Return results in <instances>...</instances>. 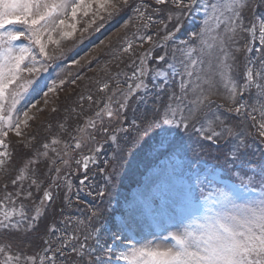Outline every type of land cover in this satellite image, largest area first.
I'll list each match as a JSON object with an SVG mask.
<instances>
[{
	"label": "snow or ice",
	"instance_id": "obj_1",
	"mask_svg": "<svg viewBox=\"0 0 264 264\" xmlns=\"http://www.w3.org/2000/svg\"><path fill=\"white\" fill-rule=\"evenodd\" d=\"M121 13L123 27L135 31L131 38L125 33L116 53V67L124 68L97 89L105 95H81V111L67 110L59 125L67 139L45 138L39 146L25 141L29 112L40 101L19 106L39 74L62 58V41L76 35L84 17L90 20L83 32L93 25L99 31L97 20ZM193 14H200V25L184 32ZM65 83L52 80L42 95ZM85 99L90 110L96 106L87 117ZM69 120L77 122L71 129ZM150 130L164 134L161 146L172 143L173 132L214 146L231 165L232 182L220 186L214 171L203 179L176 177V183L185 181L180 194L191 203L175 230L133 241L126 235L130 216L103 242L104 209L93 205L86 217L74 219L64 208L74 204L73 187L75 205L84 202L80 193L102 204L127 142ZM9 133L28 149L18 163ZM252 144L264 146V0H0V238H7L0 264H264V160L245 166ZM208 185L214 190L206 192ZM58 199L59 219H47ZM145 199L149 212L158 207L154 198ZM41 226L43 249L23 252L19 245L30 247L25 237Z\"/></svg>",
	"mask_w": 264,
	"mask_h": 264
},
{
	"label": "rangeland",
	"instance_id": "obj_2",
	"mask_svg": "<svg viewBox=\"0 0 264 264\" xmlns=\"http://www.w3.org/2000/svg\"><path fill=\"white\" fill-rule=\"evenodd\" d=\"M88 20L90 17H84L81 20L77 26L76 35L71 40L62 41L64 49L62 58L54 61L47 72L39 74L38 79L19 106L23 108L37 99L40 101L29 112V115L33 117L29 120L30 127L23 130L25 132L23 139L30 144L39 146L45 141V138L50 141L58 135L62 140L67 139L66 136L60 135L59 128L60 123L69 115L67 110L75 108L77 112L81 111L77 104L81 95L86 97L91 93L95 98L103 97L105 94L99 92L98 87L110 79V74H115L124 68V64H120L119 69L116 67L119 61L116 58L113 59V56H116L121 48L125 33L127 32L131 38L132 32L135 31L134 28L125 29L123 27L125 14L121 13L111 20H97V24H103L99 31H94L95 25H93L92 29L83 32ZM199 25L200 14H193L184 21V32L195 31ZM148 47L149 45H144V49ZM138 50L142 51L143 49ZM111 59L115 61L111 62ZM60 79L65 80L66 83L62 87H58L56 92L49 93L47 97H44L42 92L46 90L45 85H50L52 80L59 82ZM73 79L76 81L74 84L70 82ZM45 100L48 101L47 104L44 103ZM95 107L92 106L90 110L89 103L85 99L83 117L92 115ZM53 108L57 111L53 112ZM140 110H143V105H140ZM129 115L131 116V113ZM83 117L81 122H83ZM76 123L75 120H69V129ZM32 135H35V140L29 139ZM163 137V133L150 130L147 135L128 141L127 144L130 148H126V151L120 154V162L110 184V196L106 197L101 204L99 200L80 193L84 202L77 206L75 205L77 192L73 187L74 204L71 208L65 207L64 211L70 212L74 219L83 218L87 216L91 206L99 205L105 210L103 242H110L111 233L116 225H123L127 222L128 217L134 216L131 226L126 229V235L133 241L143 242L146 239L166 234V228L175 230L174 226L180 224L191 203L190 198L180 194L182 184L188 177L194 179L199 176L203 179L214 171L217 184L220 186L232 182V167L225 163L222 152H217L214 146L205 144L201 147L194 138L179 137L175 132L168 137L172 143L169 144L165 141L161 146L160 141ZM9 140L11 142L10 150L14 154V160L18 163L21 157L29 154L28 149H24L22 144L17 142L14 133H9ZM57 147L61 151L63 150V144ZM87 151L84 149L83 154H87ZM106 152L111 156V149L106 148ZM217 157L220 158L217 159ZM244 160L246 167H254L255 165H249L247 162L264 160V146L252 144ZM71 167L74 169L75 165L73 164ZM63 175L62 172L61 176ZM181 176L185 178V181L176 183L175 178ZM221 177L223 179H220ZM170 178L173 180L172 183L169 182ZM77 179L73 178V184ZM8 180L9 190H11V176L8 177ZM103 182V178L99 175L95 177L97 185H102ZM2 183L3 181H0V184ZM214 187L215 185H208L205 191L214 190ZM63 196L64 190L61 188L60 197ZM146 196L149 200L154 198L158 202V207L153 205L154 211L147 210ZM60 205L59 199L53 202L49 208L47 219H51L53 214L57 220L59 219ZM45 222L47 221H42L41 225ZM25 239L30 242L31 246L20 244L19 247L23 252L31 255L43 249L45 239L43 226L39 230L27 234ZM5 243H7V238H0V246ZM88 243L91 245L94 241L89 240ZM12 251H17L15 244Z\"/></svg>",
	"mask_w": 264,
	"mask_h": 264
},
{
	"label": "trees",
	"instance_id": "obj_3",
	"mask_svg": "<svg viewBox=\"0 0 264 264\" xmlns=\"http://www.w3.org/2000/svg\"><path fill=\"white\" fill-rule=\"evenodd\" d=\"M115 57H116V56L114 55V56H113V59H115ZM113 59H111V62L115 61V60H113Z\"/></svg>",
	"mask_w": 264,
	"mask_h": 264
}]
</instances>
